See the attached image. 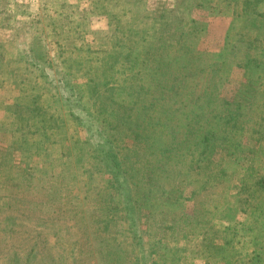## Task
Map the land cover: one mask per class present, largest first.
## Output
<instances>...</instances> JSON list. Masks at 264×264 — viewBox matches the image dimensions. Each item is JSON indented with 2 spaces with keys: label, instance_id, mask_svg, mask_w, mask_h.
Instances as JSON below:
<instances>
[{
  "label": "rangeland",
  "instance_id": "rangeland-1",
  "mask_svg": "<svg viewBox=\"0 0 264 264\" xmlns=\"http://www.w3.org/2000/svg\"><path fill=\"white\" fill-rule=\"evenodd\" d=\"M113 4L110 0H0V264H110L102 258L103 253L108 255L109 245L116 248L119 242L131 249L126 241H83L84 235L79 234V217L85 219L84 225L90 223L95 200L79 198L77 208L74 199L77 179H87L86 171L78 170V160L74 166V147L83 144L85 132L69 117L74 102L62 105L59 101L60 74L70 73L83 92V102L92 108L109 93L106 87L118 98L111 85L128 91L137 84L129 71L109 69L105 62L114 41L127 51L132 39L129 27L149 28L160 21L173 34L178 25L177 32L195 36L197 47L207 53L220 50L226 31L232 34L241 29L264 38V17L258 18L261 26L254 27L241 0H122L125 10L110 14L120 18L115 29L116 20L107 13L116 9ZM258 6L263 13L264 2ZM123 63L128 67L127 61ZM178 66H169V79L177 75ZM249 71L258 78L247 80L242 69L233 66L228 83L209 88L219 97L211 113L227 117L231 106L222 99L240 85L248 88V98L254 96L264 104V69ZM95 82L96 95L90 90ZM41 98L42 107L50 103L47 111L55 116L50 129L54 140L45 143L54 151L52 160L30 154L33 145L24 155L19 129L15 130L16 105L32 108ZM252 118L264 129V107L254 104ZM257 137L253 130L241 134L237 164L228 156L217 163L216 152L206 169L196 167L195 171L211 169L213 176L208 180L192 170L186 176L176 174L170 186L162 183L154 188L155 198L143 205L141 220L142 242L156 264H264V192L249 190L255 188L256 174L264 170V132L259 136L261 143ZM187 149L182 145L171 151L173 171L187 166ZM192 150L197 157L198 148ZM128 151L125 143L121 152ZM218 169L225 174L214 176ZM96 175L95 185L101 189L103 180ZM145 188L146 182L139 191ZM117 259L124 264L122 257Z\"/></svg>",
  "mask_w": 264,
  "mask_h": 264
},
{
  "label": "trees",
  "instance_id": "trees-1",
  "mask_svg": "<svg viewBox=\"0 0 264 264\" xmlns=\"http://www.w3.org/2000/svg\"><path fill=\"white\" fill-rule=\"evenodd\" d=\"M110 1L116 9L107 10V13L116 20L115 29L120 18L115 19L110 14L117 16L125 9L121 5L122 0ZM260 1L264 2L241 0V8L248 12L254 27H260L261 20L258 18L264 17V12L261 13L257 7ZM248 28L250 30V26ZM174 29L176 31L171 34L167 24L160 21H154L149 28L129 27L128 35L132 39L127 51L121 49L118 40L114 41L109 49V59L105 60L107 68L116 66L117 71H129L130 77L137 80V84L128 91L111 85L112 92L118 91V98L106 87L109 93L103 95L97 106L89 108L88 103L83 102V92L72 82L70 73L60 74L59 101L62 105L74 102V109L69 108V117L76 127L85 132V139L81 140L83 144L74 147V161L80 162L78 170H85L87 179H77L74 199L95 200L92 207L88 205L85 209L90 207L93 211L88 217L90 223L84 225L85 219L81 214L77 220L79 234L84 235L83 241H126L131 247H122L119 242L116 248L109 245L110 257L103 253L102 258L110 264H120L118 257L123 258L124 264H156L142 242L145 241V231L141 220L143 205L155 198V187L162 183H169L170 186L176 174L186 176L192 170L208 180L213 176L211 169L210 172H203L202 169L195 171V168L206 169L216 152L220 155L217 163L224 162L225 156L232 158V163H239V137L245 130L258 134L257 143L263 140L259 136L264 129L254 123L252 112L254 104L260 109L264 104L256 102L254 96L248 98V88L240 85L234 89L242 98H236L232 92L222 99L231 106L227 117L211 113V105L219 97L210 89L215 83H228L233 66L242 69L243 78L257 79L258 75L252 78L249 70L254 67L264 69V38L259 39L258 34L248 35L246 30L241 29L232 34L226 31L224 39L227 40L220 50L207 53L197 47L195 36L177 32L178 25ZM125 61L128 67L124 66ZM172 63H178L179 70L169 79L166 74ZM96 87L97 83L90 89L95 95L99 92L96 93ZM42 101L43 98L32 108L16 105L19 112H16L18 117L15 119L19 121L18 124L14 122L15 130L19 129L24 155L33 145L30 154L52 160L54 151L45 143H51L50 129L55 116L47 111L50 103L43 108ZM125 143L130 152L123 154L121 150ZM182 145L188 147L189 162L182 170L173 171L171 151L180 149ZM195 148L199 150L197 157L193 156L192 149ZM28 172L24 176L25 181L29 179L30 168ZM217 172L214 176L225 174L224 169ZM96 173L103 180L101 189L94 182ZM244 179L240 178V181ZM254 180L252 184L255 188L249 190L264 192V170L256 174ZM145 182L147 188L139 191ZM202 184H205L204 181ZM193 192L191 189V194ZM184 214L188 218L192 215L188 210ZM88 228L91 232L87 231ZM130 253L131 257L128 256Z\"/></svg>",
  "mask_w": 264,
  "mask_h": 264
}]
</instances>
